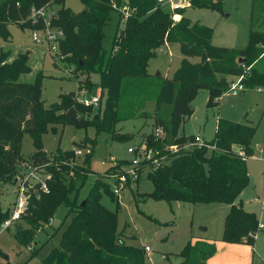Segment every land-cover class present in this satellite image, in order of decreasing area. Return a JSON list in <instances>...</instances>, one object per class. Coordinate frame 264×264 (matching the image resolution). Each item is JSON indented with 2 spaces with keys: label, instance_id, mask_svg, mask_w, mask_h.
<instances>
[{
  "label": "trees",
  "instance_id": "obj_1",
  "mask_svg": "<svg viewBox=\"0 0 264 264\" xmlns=\"http://www.w3.org/2000/svg\"><path fill=\"white\" fill-rule=\"evenodd\" d=\"M80 1L84 9L73 15L64 7V0H0V37L5 41L10 37L9 25L42 29V20L31 22L32 11L57 7L50 22V27L63 32L57 56L65 65L74 67L78 74L97 73L99 87L106 94L97 118L86 116L92 114L93 108L79 104L75 93L61 95L58 103L44 108L42 76L36 75L33 83L20 82V76L30 72L26 57L17 55L7 63L9 54L0 51V184L14 181L15 160L28 162L33 167L50 168L52 161L45 155L40 141L46 124L58 121L63 127L91 126L96 136L104 134L122 140L124 135L115 131L116 125L135 115L130 111L123 115L120 111L126 106L133 110L135 99L145 91L151 77L149 61L163 45L178 44L183 57L181 67L172 79L160 81L155 94L154 126L162 131L163 137L151 134L145 139L147 147L155 150L158 157L165 156L158 168L148 172L147 178L153 187L149 198L168 203L228 205L230 210L225 217L222 242L253 246L259 221L253 213L245 212L234 203L249 182L246 162L254 155L252 143L256 128L218 119L215 137L210 143L214 150L209 156H206L208 150L205 148L184 150L183 146L193 137L179 135V129L193 114L191 104L199 90L208 92L207 107L214 106L229 89L227 78L241 79L239 83L246 89L264 90V70L254 68L264 60V0L252 1L248 46L243 50L213 46L211 28L192 24L179 10L176 13L182 17L174 21L157 0H113L115 8L109 0ZM186 1L192 9L222 11V0ZM122 5L132 12L126 18L122 13L117 16L111 50L107 52L102 47L104 28L110 22L111 13H117V7ZM188 58L199 61L190 64ZM239 60L244 62L239 63ZM86 83L91 91L92 84ZM163 109L165 114H162ZM24 133L30 136L35 149L28 158L20 154ZM171 147L176 150H170ZM71 153L57 151L55 156L69 159ZM61 167L63 171L70 170L69 164ZM75 167L80 171L84 168ZM88 174L90 171L84 170L76 191L72 186L67 188L57 182L56 187L51 188V194L43 196L26 211L30 213L32 225H41L49 223L61 204L68 207L55 234L51 235L53 238L60 233L57 246L41 258L40 264H144V250L126 245L116 231L117 213L108 211L99 202L102 193L112 198L105 183L97 181L92 185L83 207L82 202L76 201ZM72 193L74 199H67ZM262 203L264 206V193ZM7 217V212L0 211V227ZM29 239L16 241L28 246ZM47 243L33 249L30 257H37ZM215 252L214 244L187 243L179 254L183 259L180 264H206Z\"/></svg>",
  "mask_w": 264,
  "mask_h": 264
},
{
  "label": "rangeland",
  "instance_id": "obj_2",
  "mask_svg": "<svg viewBox=\"0 0 264 264\" xmlns=\"http://www.w3.org/2000/svg\"><path fill=\"white\" fill-rule=\"evenodd\" d=\"M124 1V0H122ZM253 0H222L221 12L207 9H185L189 3L185 0L179 12L192 23L211 28L213 36L211 44L215 47L243 50L248 46L250 31V13ZM177 2L181 3L180 0ZM64 7L71 14L78 15L84 9L80 0H64ZM162 9L179 18V14L170 10V3L162 4ZM57 7H52L55 13ZM125 10L122 5L117 7V13H111L110 22L104 28L105 38L102 47L107 52L111 50V39L116 31L118 15ZM120 11V12H119ZM123 16V14H121ZM53 31V30H51ZM9 40L0 37V51L8 53L7 63H10L17 55L26 57V65L30 69L28 74L21 75L20 82L33 83L36 75L41 79V100L44 108L59 102L61 95L69 93H87L89 96L100 95L98 109H93L90 119L96 116L98 110L106 98L105 92L100 89V78L97 73L78 74L74 67L65 65L57 56L56 49L46 41L45 34L38 32L39 42H34L33 29L23 28L20 25L8 26ZM53 35V33H52ZM63 37L58 38V43ZM30 53L26 55V52ZM183 57L180 54L178 44H165L156 51L155 57L149 61L148 73L151 75L146 82L145 91L135 99L133 110L129 107L121 109V114L129 111L135 116L132 119L121 121L115 127V131L123 136L122 140H115L108 135L96 136L95 129L63 127L58 121L46 124L44 132L40 136L42 150L50 158V168L33 171L28 162L15 160L14 181L0 184V211L7 212L8 217L13 211V205L21 192L29 198L28 207L36 204L43 196L51 194V188H55L57 182H62L67 188H79V178L84 175V170H89L85 183L77 195L76 201L83 202L95 182L105 183L111 191L117 184L116 175L130 171V162L133 156L127 153L129 148L136 150L144 146L145 154L154 155L157 160H165V156L158 157V153L147 147L146 137L157 134L160 129H155L154 116L156 113L155 94L160 81L170 80L181 67ZM190 64L198 63V58H188ZM258 71L264 70V60L254 66ZM250 70V69H248ZM246 70V71H248ZM247 72L245 73V75ZM244 75V76H245ZM240 80V79H239ZM239 80L227 78L229 89L212 107H207L208 92L199 90L192 102L193 114L184 120L179 129V135L183 137L198 136L205 143H211L215 137L216 123L223 119L237 124H250L256 128L252 148L254 157L246 162L249 182L240 196V207L249 213H253L262 225L258 231L257 239L253 246L245 244H233L237 246L225 249L222 242V232L226 215L229 213L225 204H181L165 201H155L149 198L152 192V183L147 178L149 167L146 155L137 168V177L121 190L117 197L111 192V196L102 193L99 202L108 211L117 213L116 231L122 235L126 245L141 249L148 248L144 253V264H180L183 259L179 254L190 241H211L216 245L217 256L210 264H264V207L262 197L264 193V90L246 89L235 90L234 86ZM84 82L78 84V82ZM92 84L91 91L88 85ZM86 83V84H85ZM146 99V101L144 100ZM166 110H162L165 114ZM162 132V131H161ZM163 134V133H162ZM185 135V136H184ZM90 141H95L94 143ZM91 147L92 155L87 157H74L69 159L56 155L58 152H72L77 148ZM184 149V148H183ZM186 150V149H184ZM237 150V149H236ZM35 152L32 140L27 133L22 135L20 154L28 158ZM210 155L208 150L206 156ZM75 158V159H74ZM88 158V159H87ZM113 158L115 164L107 162L108 167H102V161ZM85 160H89L85 163ZM70 166V170H62V165ZM75 166L84 167L81 171ZM141 167V168H140ZM111 169V170H110ZM77 170V173L75 174ZM114 176V177H113ZM45 180L47 192H42L35 185L41 178ZM74 193L67 195V199H74ZM117 205L119 210L116 211ZM68 212V207L61 204L55 211L48 224H34L29 220V212L21 215L20 220L12 226L0 232V264H40L41 258L47 255L54 246H57L60 233L51 237ZM7 217V218H8ZM38 229H36V226ZM37 230V231H36ZM55 234V232H54ZM33 237V238H32ZM28 238V246L19 245L16 239L25 241ZM46 246L37 257L31 258L30 253L35 248Z\"/></svg>",
  "mask_w": 264,
  "mask_h": 264
},
{
  "label": "built area",
  "instance_id": "obj_3",
  "mask_svg": "<svg viewBox=\"0 0 264 264\" xmlns=\"http://www.w3.org/2000/svg\"><path fill=\"white\" fill-rule=\"evenodd\" d=\"M112 3L113 8L116 7L115 3L113 2V0H109ZM178 0H157V3L162 6V4L169 2L170 3V10L172 11V13L181 10L183 8V5L179 2H177ZM181 2H185L183 0H180ZM132 12L131 10H129V8L125 7V10L122 12L123 17L126 18L129 13ZM54 16V13L51 12V8H44L41 10H33L32 14L30 16L31 22H37L38 20H42L44 23V27L42 29H38L35 30V32L32 34V39L33 41L39 42L38 39V32H41L43 35L45 34L46 36V41L51 43V45H53L51 47V49H56V47L58 48V38L63 37V32L61 29L58 28H52L50 27V22L52 20ZM175 17H173V20ZM53 30V31H51ZM53 33V35H52ZM241 80V79H240ZM239 80V82H240ZM237 83L234 86L235 90H239L242 91L243 86L240 85V83ZM76 100L79 104L83 105L84 107H92L93 109H98V106L100 104V95L98 94V96H89L87 93H77L76 94ZM157 137H163V134L161 131H157V134H155ZM184 149L186 150H192V149H202L205 148L209 151H213L214 150V146L209 144V143H205L203 142L200 137L195 136L193 137V140H191L189 143L185 144L183 146ZM170 150H176V147H171ZM127 153L133 156V159L130 162V166L131 169L128 172H125L124 174H119L116 175L117 178V184H115V186L113 185L111 188V192L112 194H114L115 196H119L121 190L124 188L125 185H127L128 182L130 181H134L137 177V168L140 165V163L143 161L144 156L146 155L147 158V162H148V167H149V171L155 170L156 168H158L161 163H163V161L157 160L156 157L154 155L151 156V151L149 152V155L145 154V148L144 146H141L139 148V155H136V150L129 148L127 150ZM73 155L74 157H87L92 155V149L89 146H86L84 148H77L76 150H73ZM75 159V158H74ZM107 162L111 163L112 165L115 164L114 159L113 158H109L108 161H102L100 163V165L102 167H108ZM33 167V166H32ZM44 166L41 167H33V171L36 173V170L42 169ZM141 168V167H140ZM37 174V173H36ZM49 178H41L39 179L37 182V184L35 185L38 186L40 188V190L42 192H47V184L45 183V180H48ZM28 203H29V198L23 194V192L20 193V195L18 196L17 200L15 201L14 205H13V211L11 212L10 216L2 223L1 227H0V232L5 231L7 229H9L12 224L14 222H17L20 220V217L22 214H24L28 209ZM33 206V205H32ZM31 206V207H32ZM144 251L147 252L148 248H144Z\"/></svg>",
  "mask_w": 264,
  "mask_h": 264
},
{
  "label": "crops",
  "instance_id": "obj_4",
  "mask_svg": "<svg viewBox=\"0 0 264 264\" xmlns=\"http://www.w3.org/2000/svg\"><path fill=\"white\" fill-rule=\"evenodd\" d=\"M184 1V0H183ZM185 9H192L191 7H187V8H185ZM183 16V15H182ZM182 16H180L179 15V19L182 17ZM190 21V20H189ZM191 22V21H190ZM192 23V22H191ZM192 24H194V23H192ZM263 31V30H262ZM213 36V35H212ZM180 50V49H179ZM181 135V134H180ZM185 136V135H184ZM188 137V136H187ZM190 137H195V136H190ZM253 157H254V155H253ZM252 158V157H251ZM242 194V193H241ZM241 196V195H240ZM240 196H239V198L235 201V203H234V205L235 206H239L240 207V204H241V200H240ZM262 199H263V197H262ZM173 203H175L177 206H179V202H173ZM181 204H186V203H181ZM264 207V206H263ZM228 208H229V210H230V206H228ZM246 212V211H245ZM249 213V212H248ZM259 221V220H258ZM259 230H262V225L260 224V222H259ZM223 233V232H222ZM258 234V233H257ZM258 236V235H257ZM257 236H256V239H257ZM255 239V240H256ZM196 242H199V241H190V242H188V243H191L192 245L194 244V243H196ZM206 243H209V244H213V243H211V241H205ZM223 245H224V247H225V249L227 248V247H232V246H237V245H233V244H227V243H224L223 242ZM215 248H216V245H215ZM216 256H217V249H216V252H215V254L210 258V259H208L207 261H206V264H210L212 261H215V259H216Z\"/></svg>",
  "mask_w": 264,
  "mask_h": 264
},
{
  "label": "water",
  "instance_id": "obj_5",
  "mask_svg": "<svg viewBox=\"0 0 264 264\" xmlns=\"http://www.w3.org/2000/svg\"><path fill=\"white\" fill-rule=\"evenodd\" d=\"M181 4L183 5V6H186L187 4L185 3V2H181ZM30 52L29 51H27L26 52V55H28ZM244 62V60H239V63H243ZM96 117V116H95ZM85 205V201H83L82 203H81V206L83 207ZM73 259H74V257H72Z\"/></svg>",
  "mask_w": 264,
  "mask_h": 264
}]
</instances>
